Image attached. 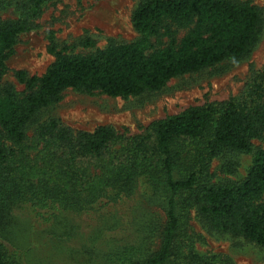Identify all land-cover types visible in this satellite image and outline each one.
Returning <instances> with one entry per match:
<instances>
[{"label": "trees", "instance_id": "16d2710c", "mask_svg": "<svg viewBox=\"0 0 264 264\" xmlns=\"http://www.w3.org/2000/svg\"><path fill=\"white\" fill-rule=\"evenodd\" d=\"M50 1L0 0V10L16 13L0 19V264H24L5 235L13 210L31 206L41 216L45 208L49 221L55 210H76L79 200L91 207L109 192L114 199L129 196L137 184L163 206L166 219L158 249L127 263L121 257L123 264H220L180 252L192 209L212 228L264 246V149L255 151L241 182H216L211 171L221 153H251L254 140L264 141V69L252 74L237 97L188 107L140 134L120 136L109 125L74 131L51 117L35 130L34 154L28 140L40 110L68 89L136 96L176 76L249 55L263 32L262 8L239 0H143L132 17L137 40L72 54L50 36L54 61L41 75L15 71L24 85L18 90L4 82L8 60L18 36L36 27ZM82 44L93 46L90 39ZM222 168L234 171L232 162Z\"/></svg>", "mask_w": 264, "mask_h": 264}, {"label": "rangeland", "instance_id": "374dc122", "mask_svg": "<svg viewBox=\"0 0 264 264\" xmlns=\"http://www.w3.org/2000/svg\"><path fill=\"white\" fill-rule=\"evenodd\" d=\"M143 0H52L46 4L36 27L17 38L8 60L9 71L4 82L23 90L15 71L41 75L54 61L49 52L50 36L59 49L68 53L89 54L110 43H128L140 36L132 17ZM249 1L262 8L264 0ZM12 9L0 10V19L15 18ZM86 39L92 47L82 44ZM264 69V27L252 52L240 59H229L197 72L176 76L159 90L136 96L115 97L101 92L68 89L60 100L40 112L28 128L31 154L35 153L34 133L39 124L55 117L74 131H93L101 125L116 129L120 136L143 133L157 120L178 114L191 106L237 97L252 74ZM251 153L225 151L211 165L214 180L241 182L247 175L257 149L263 140H254ZM118 145L112 147L113 150ZM232 162L233 172L222 166ZM141 184L132 194L114 199L98 198L91 207L78 202L76 210L60 212L49 221L47 209L37 215L31 206L13 210V221L6 227L10 245L22 255L24 264H123L154 253L160 242L165 221L162 205L148 200ZM89 198L82 195L83 204ZM112 199V200H111ZM187 231L180 244L185 256L191 252L215 258L220 264H264V246L243 236L219 231L200 220L191 210ZM123 254V255H122ZM182 255L180 256L181 259Z\"/></svg>", "mask_w": 264, "mask_h": 264}]
</instances>
